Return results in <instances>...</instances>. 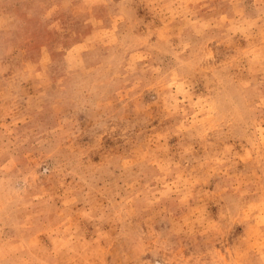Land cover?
<instances>
[{
  "label": "rangeland",
  "instance_id": "374dc122",
  "mask_svg": "<svg viewBox=\"0 0 264 264\" xmlns=\"http://www.w3.org/2000/svg\"><path fill=\"white\" fill-rule=\"evenodd\" d=\"M0 264H264V0H0Z\"/></svg>",
  "mask_w": 264,
  "mask_h": 264
}]
</instances>
